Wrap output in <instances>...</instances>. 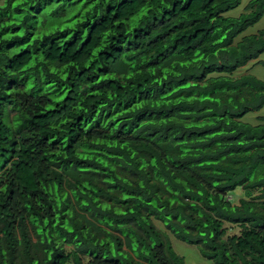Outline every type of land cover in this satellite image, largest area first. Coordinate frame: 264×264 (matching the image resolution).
<instances>
[{"label": "trees", "instance_id": "obj_1", "mask_svg": "<svg viewBox=\"0 0 264 264\" xmlns=\"http://www.w3.org/2000/svg\"><path fill=\"white\" fill-rule=\"evenodd\" d=\"M239 4L4 1L0 264H264V82L231 77L264 0Z\"/></svg>", "mask_w": 264, "mask_h": 264}, {"label": "rangeland", "instance_id": "obj_2", "mask_svg": "<svg viewBox=\"0 0 264 264\" xmlns=\"http://www.w3.org/2000/svg\"><path fill=\"white\" fill-rule=\"evenodd\" d=\"M5 0H0V6L3 5ZM249 0H240V4L238 7L234 8L231 11L223 14L224 17H237L239 14L243 12V8ZM264 28V5H263V15L258 20L257 23L252 25L246 31H244L240 37L255 34L258 30ZM239 37V38H240ZM259 60L264 61V53H262L259 57ZM247 72L249 75H252L254 78L264 82V67L260 65H252L251 63L247 64L245 67H242L235 71L234 75H241L242 73ZM257 117H264V106L257 112H250L244 115L240 121L243 123H247L250 125H254L256 123ZM238 193V192H236ZM172 247L175 253L181 256L184 259L185 264H209L208 261L203 260L199 257L196 248L194 246H188L186 244L172 241Z\"/></svg>", "mask_w": 264, "mask_h": 264}, {"label": "crops", "instance_id": "obj_3", "mask_svg": "<svg viewBox=\"0 0 264 264\" xmlns=\"http://www.w3.org/2000/svg\"><path fill=\"white\" fill-rule=\"evenodd\" d=\"M249 1H250V0H249ZM249 1H248V2H249ZM248 2H247V3H248ZM247 3H246V4H247ZM243 10H244V8H243ZM243 12H244V11H243ZM243 12H242V13H243ZM262 15H263V13H262ZM261 17H262V16H261ZM261 17H260V18H261ZM257 22H258V21H257ZM257 22H256V23H257ZM253 25H254V24H253ZM250 27H251V26H250ZM250 27H248V28H250ZM248 28H246L244 31H246ZM263 29H264V28H263ZM263 29L258 30L255 34L247 35V36H253V35H256L259 31H262ZM244 31H243V32H244ZM243 32H242V33H243ZM242 33H240L239 36L234 40L235 42L240 41L241 38H243V37H247V36H242V37H240V35H241ZM239 37H240V38H239ZM262 53H264V52H262ZM262 53H261V54H262ZM261 54H260V55H261ZM260 55H259V56H260ZM259 56H258V57H259ZM258 57H257L256 59H254V60H250V61L246 62L243 66L238 67L236 70H238V69H240V68H242V67H245V66H246L247 64H249V63H251L252 65H260V66L264 67L263 65H261V63H264V61L259 60ZM236 70H235V71H236ZM235 71L232 72V75H231L232 78H238V77H241V76H252V75H249L247 72H244V73H242L241 75H234ZM252 77H253V76H252Z\"/></svg>", "mask_w": 264, "mask_h": 264}]
</instances>
